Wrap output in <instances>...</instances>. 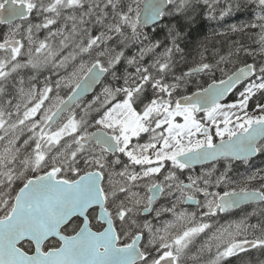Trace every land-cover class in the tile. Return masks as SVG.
I'll return each instance as SVG.
<instances>
[{
    "label": "snow or ice",
    "instance_id": "1",
    "mask_svg": "<svg viewBox=\"0 0 264 264\" xmlns=\"http://www.w3.org/2000/svg\"><path fill=\"white\" fill-rule=\"evenodd\" d=\"M262 101L264 0H0V264H264Z\"/></svg>",
    "mask_w": 264,
    "mask_h": 264
},
{
    "label": "flooded vegetation",
    "instance_id": "2",
    "mask_svg": "<svg viewBox=\"0 0 264 264\" xmlns=\"http://www.w3.org/2000/svg\"><path fill=\"white\" fill-rule=\"evenodd\" d=\"M257 163H259V162H257ZM239 215H240V213H237V215H236L235 217H233V218H238ZM251 222H252V223H255L256 221H255V220H252Z\"/></svg>",
    "mask_w": 264,
    "mask_h": 264
},
{
    "label": "trees",
    "instance_id": "3",
    "mask_svg": "<svg viewBox=\"0 0 264 264\" xmlns=\"http://www.w3.org/2000/svg\"><path fill=\"white\" fill-rule=\"evenodd\" d=\"M208 34L210 35V33H208ZM262 102H263V101H262ZM254 103H255V102H253V106H254Z\"/></svg>",
    "mask_w": 264,
    "mask_h": 264
},
{
    "label": "bare ground",
    "instance_id": "4",
    "mask_svg": "<svg viewBox=\"0 0 264 264\" xmlns=\"http://www.w3.org/2000/svg\"><path fill=\"white\" fill-rule=\"evenodd\" d=\"M264 102V101H263ZM254 107V106H253Z\"/></svg>",
    "mask_w": 264,
    "mask_h": 264
}]
</instances>
